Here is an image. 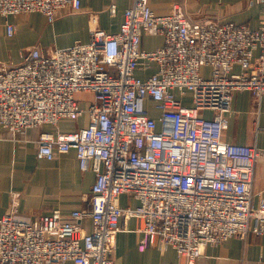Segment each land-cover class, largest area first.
I'll list each match as a JSON object with an SVG mask.
<instances>
[{
	"label": "built area",
	"instance_id": "2783aa9c",
	"mask_svg": "<svg viewBox=\"0 0 264 264\" xmlns=\"http://www.w3.org/2000/svg\"><path fill=\"white\" fill-rule=\"evenodd\" d=\"M255 1L263 12L251 28L192 22L176 3L158 12L151 0H134L118 32L92 28L87 43L48 54L32 47L22 63L0 69V125L14 135L56 125L40 132L39 158L74 149L81 170L96 175L89 206L69 217L60 209L0 217V264H113L121 220L130 218L143 221L145 245L173 248L186 264L230 237H264V190H255L254 176L264 149L221 141L234 94L264 95V0ZM81 6L0 0V17L12 36V16L41 12L53 23L63 9ZM147 33L162 35L163 45L143 49ZM153 65L148 76L137 74ZM78 93L92 96L87 108ZM188 93L192 105L184 103ZM62 119L86 123L66 130ZM124 193L138 205L123 207Z\"/></svg>",
	"mask_w": 264,
	"mask_h": 264
},
{
	"label": "crops",
	"instance_id": "0c3cea01",
	"mask_svg": "<svg viewBox=\"0 0 264 264\" xmlns=\"http://www.w3.org/2000/svg\"><path fill=\"white\" fill-rule=\"evenodd\" d=\"M133 2L82 0L80 10L67 7L60 11L53 23L41 12L19 14L10 18L15 25L12 36L7 33L5 19L0 17V69L22 63V53L32 47L48 54L56 48L69 47L77 42L87 43L92 28L118 32L124 12ZM174 2L180 5L192 22L212 19L256 28L263 12L262 6L255 0H216L205 7L190 0H151L158 12L168 11ZM112 5L116 7L115 13L111 12ZM163 43L162 35L147 33L143 36L142 48L153 50ZM156 68L153 65L151 71H138V75L146 77ZM204 73H210V70L204 68ZM186 101L192 103L191 98ZM155 112L157 117L158 112ZM202 115L211 117L210 112H203ZM227 116L229 126L222 134L223 143L254 145L264 149V95L259 99L249 90L237 91ZM78 121L62 119L59 127L74 130L86 123L84 119ZM56 128V125L45 124L14 135L0 125V217L14 212L20 218H28L51 213L55 209H60L65 217H69L72 211L89 206L96 175L92 170H81L74 149L67 153H55L53 159L38 156L40 132ZM254 176L255 190H264L262 159L255 165ZM120 203L123 207L138 205V201L128 193L122 194ZM83 224L87 231L92 230L91 218L85 219ZM121 224L113 264H186L173 248L161 251L145 245L140 218L122 219ZM194 264H264V237L249 233L245 238L233 236L217 245H209Z\"/></svg>",
	"mask_w": 264,
	"mask_h": 264
},
{
	"label": "rangeland",
	"instance_id": "374dc122",
	"mask_svg": "<svg viewBox=\"0 0 264 264\" xmlns=\"http://www.w3.org/2000/svg\"><path fill=\"white\" fill-rule=\"evenodd\" d=\"M193 1L196 3V5H201V6H203V7H205L206 5H209V4H214L215 3V1L216 0H190V2H192L193 3ZM174 3H176V2H174ZM173 3V4H174ZM177 4V3H176ZM172 5V4H171ZM179 5V4H178ZM180 6V5H179ZM171 8V7H170ZM170 10V9H169ZM168 10V11H169ZM165 12H167V11H165ZM19 64V63H18ZM12 65H16V64H12ZM139 72H137V74H138ZM76 97H77V99L80 101V104H81V106H83L84 105V103H83V101H86V100H90L91 98H92V96L90 95V94H87V93H78L77 95H76ZM188 98H191V94L190 93H188L185 97H183V100H184V103L185 104H187V105H192V103H188L186 100L188 99ZM88 107V105L86 106V108ZM154 114H156V112L154 113ZM74 121H77V120H74ZM79 122V121H78ZM39 137V136H38ZM37 152H38V149H37ZM37 215H39V214H37ZM16 216H17V213H16ZM33 216H35V215H33ZM18 217V216H17ZM30 217H32V216H30ZM20 218V217H19ZM29 218V217H28ZM21 219H27V218H21Z\"/></svg>",
	"mask_w": 264,
	"mask_h": 264
}]
</instances>
